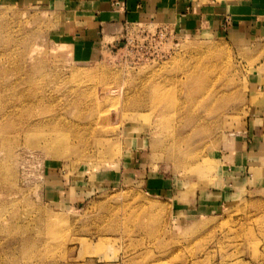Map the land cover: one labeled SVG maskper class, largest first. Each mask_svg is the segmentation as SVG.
Instances as JSON below:
<instances>
[{
    "label": "rangeland",
    "instance_id": "1",
    "mask_svg": "<svg viewBox=\"0 0 264 264\" xmlns=\"http://www.w3.org/2000/svg\"><path fill=\"white\" fill-rule=\"evenodd\" d=\"M47 2L0 0V264H264L263 185L198 202L264 126V23L239 45L125 20L82 57Z\"/></svg>",
    "mask_w": 264,
    "mask_h": 264
},
{
    "label": "crops",
    "instance_id": "2",
    "mask_svg": "<svg viewBox=\"0 0 264 264\" xmlns=\"http://www.w3.org/2000/svg\"><path fill=\"white\" fill-rule=\"evenodd\" d=\"M46 1L49 3L53 0ZM54 1L59 6H63L61 13L64 17L79 16L80 23L86 24L84 29L78 33L77 41L81 46H86L81 47L82 57H95L97 52L94 46L98 44V41H104L103 34H112L107 31V28H112L115 24L125 20L172 26L184 35L196 33L200 27H206L209 30L212 28L220 33H226L239 45L251 41L253 39L251 32L255 27L264 23V0H253L243 4L209 3L204 6L194 0ZM228 15L233 19L230 25L223 22L224 17ZM67 30L72 34L75 32V27L67 24ZM236 137L238 146L232 160L230 159L225 164L221 179L222 185L219 190L212 192H215L217 196H205L202 200L200 196L198 200L203 208L209 207L211 202L220 200L222 197L230 198L235 194L234 189L238 185L247 183L255 187L264 186L263 123L260 126L251 125L250 129L242 130L236 134ZM251 181L255 183L252 184Z\"/></svg>",
    "mask_w": 264,
    "mask_h": 264
},
{
    "label": "bare ground",
    "instance_id": "3",
    "mask_svg": "<svg viewBox=\"0 0 264 264\" xmlns=\"http://www.w3.org/2000/svg\"><path fill=\"white\" fill-rule=\"evenodd\" d=\"M37 48L35 47L34 49H33V52L36 50ZM37 82V81H36ZM34 85V84H33ZM38 99V98H37ZM22 102V101H21ZM37 111H38V109H37ZM41 111V110H40ZM41 125V124H40ZM58 137V136H57ZM57 137H54L53 138V136H51L48 140H46V143L48 144V146H50V147H52L51 148V150H53L54 151V149H56V148H59V150H57V151H55V152H57V153H62V150H60V147H61V145L64 143L62 140H60V139H58ZM1 181H3V178L0 176V183H1ZM2 184H0V186H1Z\"/></svg>",
    "mask_w": 264,
    "mask_h": 264
}]
</instances>
